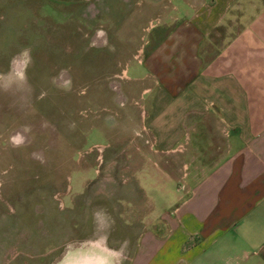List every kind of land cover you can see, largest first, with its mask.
Masks as SVG:
<instances>
[{"label": "rangeland", "instance_id": "1", "mask_svg": "<svg viewBox=\"0 0 264 264\" xmlns=\"http://www.w3.org/2000/svg\"><path fill=\"white\" fill-rule=\"evenodd\" d=\"M173 1L0 0V264L129 263L146 210L125 148Z\"/></svg>", "mask_w": 264, "mask_h": 264}, {"label": "crops", "instance_id": "2", "mask_svg": "<svg viewBox=\"0 0 264 264\" xmlns=\"http://www.w3.org/2000/svg\"><path fill=\"white\" fill-rule=\"evenodd\" d=\"M172 5L184 15L142 52L155 93L125 148L146 210L128 264H264V0Z\"/></svg>", "mask_w": 264, "mask_h": 264}]
</instances>
